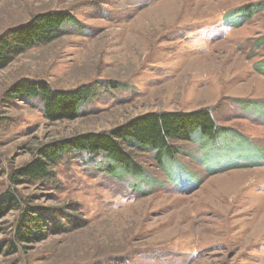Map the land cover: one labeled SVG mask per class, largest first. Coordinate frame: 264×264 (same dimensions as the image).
<instances>
[{"label": "rangeland", "instance_id": "obj_1", "mask_svg": "<svg viewBox=\"0 0 264 264\" xmlns=\"http://www.w3.org/2000/svg\"><path fill=\"white\" fill-rule=\"evenodd\" d=\"M56 12L75 21L0 67V195L44 228L10 250L19 211L1 217L0 264H264V0H0V36ZM23 81L90 96L75 120L50 122L41 98L12 97ZM198 110L221 134L175 142L163 168L122 143L146 183L74 151L51 179L9 183L43 144Z\"/></svg>", "mask_w": 264, "mask_h": 264}, {"label": "trees", "instance_id": "obj_2", "mask_svg": "<svg viewBox=\"0 0 264 264\" xmlns=\"http://www.w3.org/2000/svg\"><path fill=\"white\" fill-rule=\"evenodd\" d=\"M240 10L242 15L250 17V7L245 6ZM74 21V18L65 12L47 13L37 15L28 25H20L7 30L0 36V67L9 61L10 57L19 54L24 49L47 42L52 34L57 33L59 25ZM261 72L263 73L264 69ZM85 91L81 89L75 92L55 93L37 83L23 81L16 89L17 96L12 97L41 98L43 117L50 122H56L75 120L78 117L80 107L90 96ZM221 130L215 125L209 110L148 114L109 132L85 133L67 140L43 144L35 150L33 161L13 169L8 180L14 188L22 185L21 181L24 180L51 179L54 177L52 169L56 166L55 163L60 154L74 151L90 156L102 154L110 162L106 167L109 175L120 177L127 174L146 183L137 163L132 155L123 149L122 143H128L139 150L153 152L157 164L163 168L168 161L166 159H175L181 151L175 142L190 141L192 134L195 133L215 139L219 137ZM13 210L19 211V216L13 226L12 238L7 245L10 250H17L18 244L25 245L36 237H39V240L43 239L44 228H42L41 212L30 205H22L15 194L7 190L0 195V218ZM2 253L3 249L0 248V255Z\"/></svg>", "mask_w": 264, "mask_h": 264}, {"label": "bare ground", "instance_id": "obj_3", "mask_svg": "<svg viewBox=\"0 0 264 264\" xmlns=\"http://www.w3.org/2000/svg\"><path fill=\"white\" fill-rule=\"evenodd\" d=\"M250 215V214H249ZM254 218V217H253ZM244 225V224H243ZM240 227V226H239ZM233 228V227H232ZM244 229V228H243ZM244 232V231H243ZM230 233V232H229ZM235 236V235H234ZM232 237H233V235H232Z\"/></svg>", "mask_w": 264, "mask_h": 264}]
</instances>
